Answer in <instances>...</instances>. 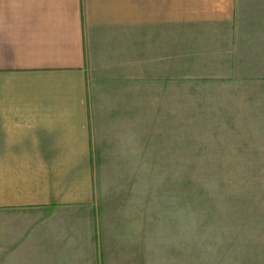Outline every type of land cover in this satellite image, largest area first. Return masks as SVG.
Wrapping results in <instances>:
<instances>
[{"label":"crops","instance_id":"0c3cea01","mask_svg":"<svg viewBox=\"0 0 264 264\" xmlns=\"http://www.w3.org/2000/svg\"><path fill=\"white\" fill-rule=\"evenodd\" d=\"M183 77L197 109L245 107L217 80L264 77V0H0V264H153Z\"/></svg>","mask_w":264,"mask_h":264},{"label":"rangeland","instance_id":"374dc122","mask_svg":"<svg viewBox=\"0 0 264 264\" xmlns=\"http://www.w3.org/2000/svg\"><path fill=\"white\" fill-rule=\"evenodd\" d=\"M217 81L218 92L231 86L230 94L223 93L226 100L235 95V85L245 95L239 103L245 107L197 109L192 90L201 85L183 77V107L176 119L180 153L168 109L159 140L151 134V147L165 161L151 171L153 264H264V77ZM210 88L213 83L197 95L206 97Z\"/></svg>","mask_w":264,"mask_h":264}]
</instances>
